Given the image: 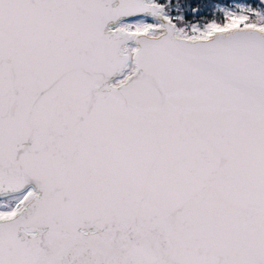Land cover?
<instances>
[{
	"label": "snow or ice",
	"instance_id": "obj_1",
	"mask_svg": "<svg viewBox=\"0 0 264 264\" xmlns=\"http://www.w3.org/2000/svg\"><path fill=\"white\" fill-rule=\"evenodd\" d=\"M0 264H264V0H0Z\"/></svg>",
	"mask_w": 264,
	"mask_h": 264
}]
</instances>
